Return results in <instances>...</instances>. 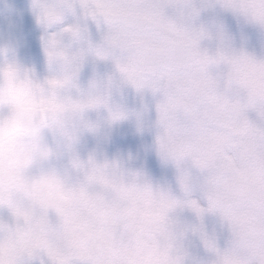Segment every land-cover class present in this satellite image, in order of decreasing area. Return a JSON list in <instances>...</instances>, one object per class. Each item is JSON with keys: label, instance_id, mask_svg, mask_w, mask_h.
Segmentation results:
<instances>
[{"label": "clouds", "instance_id": "clouds-1", "mask_svg": "<svg viewBox=\"0 0 264 264\" xmlns=\"http://www.w3.org/2000/svg\"><path fill=\"white\" fill-rule=\"evenodd\" d=\"M0 264H264V0H0Z\"/></svg>", "mask_w": 264, "mask_h": 264}]
</instances>
